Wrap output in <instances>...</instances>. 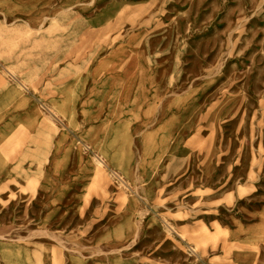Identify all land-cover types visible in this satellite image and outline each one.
<instances>
[{"label": "rangeland", "instance_id": "rangeland-1", "mask_svg": "<svg viewBox=\"0 0 264 264\" xmlns=\"http://www.w3.org/2000/svg\"><path fill=\"white\" fill-rule=\"evenodd\" d=\"M0 264H264V0H0Z\"/></svg>", "mask_w": 264, "mask_h": 264}, {"label": "bare ground", "instance_id": "bare-ground-1", "mask_svg": "<svg viewBox=\"0 0 264 264\" xmlns=\"http://www.w3.org/2000/svg\"><path fill=\"white\" fill-rule=\"evenodd\" d=\"M44 18H49V16L45 15L44 17H33V16H30V18L28 20L25 21V24L32 30L34 31H37L39 30L40 28H42V22L44 20ZM37 113H33V114H29L28 116V120L25 121L26 125L28 127H31L33 124L35 126L36 122H37ZM151 142H150V139L147 138L146 139V144H145V147H144V157H148L149 156V153L151 152Z\"/></svg>", "mask_w": 264, "mask_h": 264}]
</instances>
